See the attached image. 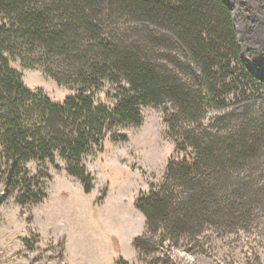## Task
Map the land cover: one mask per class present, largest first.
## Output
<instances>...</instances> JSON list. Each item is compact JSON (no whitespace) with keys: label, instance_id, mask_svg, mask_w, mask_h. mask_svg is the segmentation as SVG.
Wrapping results in <instances>:
<instances>
[{"label":"trees","instance_id":"trees-1","mask_svg":"<svg viewBox=\"0 0 264 264\" xmlns=\"http://www.w3.org/2000/svg\"><path fill=\"white\" fill-rule=\"evenodd\" d=\"M12 60L74 94L58 102L27 87ZM106 83L112 107L94 98ZM147 104L190 154L168 160L161 182L136 197L145 230L134 248L253 224L264 210V76L242 56L227 0H0V161L5 187L22 185L20 205L46 196L29 160L61 157L89 193L84 156L108 133L125 141L115 127L139 126Z\"/></svg>","mask_w":264,"mask_h":264},{"label":"rangeland","instance_id":"rangeland-1","mask_svg":"<svg viewBox=\"0 0 264 264\" xmlns=\"http://www.w3.org/2000/svg\"><path fill=\"white\" fill-rule=\"evenodd\" d=\"M227 1L242 56L252 72L264 76V0ZM10 64L22 73L27 87L51 100L61 102L74 94L36 68H25L18 60ZM113 92L106 83L94 98L112 107ZM141 117L139 126L115 127L117 134L127 136L125 141H112L108 133L102 151L84 156L93 176L89 193L65 171L59 156L57 167L48 160L24 164L28 176H35L38 192L46 196L20 205L22 185L18 181L6 186L9 193L0 204V264H115L119 257L130 264H264V210L248 228L209 229L195 240L165 241L149 254L134 248L133 238L145 230L134 206L136 197L147 193L150 183L161 182L168 160L190 154L189 149H176L160 106H141ZM4 166L1 160L0 195L7 192Z\"/></svg>","mask_w":264,"mask_h":264},{"label":"crops","instance_id":"crops-1","mask_svg":"<svg viewBox=\"0 0 264 264\" xmlns=\"http://www.w3.org/2000/svg\"><path fill=\"white\" fill-rule=\"evenodd\" d=\"M143 216V215H142ZM144 218V217H143Z\"/></svg>","mask_w":264,"mask_h":264}]
</instances>
